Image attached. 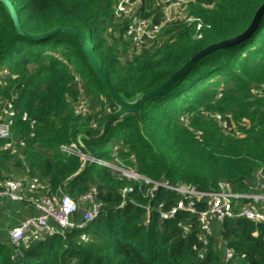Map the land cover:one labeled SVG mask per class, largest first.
I'll return each instance as SVG.
<instances>
[{
	"label": "trees",
	"instance_id": "16d2710c",
	"mask_svg": "<svg viewBox=\"0 0 264 264\" xmlns=\"http://www.w3.org/2000/svg\"><path fill=\"white\" fill-rule=\"evenodd\" d=\"M7 1L26 33L78 30L125 100L158 88L204 47L243 32L264 2L187 0L193 22L169 23L155 41L136 49L125 37V23L114 18L116 0ZM139 11L161 19L155 0H140ZM263 86L264 12L247 38L199 59L165 93L146 101L137 117L112 120L96 139L116 107L78 39L63 32L36 41L23 37L0 2V99L13 105L10 142L16 150H4L0 141V182L36 178L49 194L77 202L91 193L98 205L96 218L84 227L15 247L8 231L27 216L24 208L28 216L34 212L0 200V264H264V223L213 220L210 235L199 240L197 214L160 217L185 202L178 193L157 187L150 197L152 184L108 166H81L78 156L61 149L74 144L85 155L174 187L209 192L229 183L237 193H260L264 91L260 97L254 92ZM79 102L83 115L74 112ZM247 202L239 201L234 211ZM194 206L199 213L206 203ZM87 208L78 201L72 221L81 223Z\"/></svg>",
	"mask_w": 264,
	"mask_h": 264
},
{
	"label": "built area",
	"instance_id": "2783aa9c",
	"mask_svg": "<svg viewBox=\"0 0 264 264\" xmlns=\"http://www.w3.org/2000/svg\"><path fill=\"white\" fill-rule=\"evenodd\" d=\"M155 2L161 8V19L159 22H154L151 18L142 17L139 11L140 0H116L113 6L114 18L125 23V37L136 49H140L155 41L162 28L169 23L179 20L194 21L192 17H188L186 14L187 0H155ZM196 28L199 29V25ZM262 91H264V86L262 90L255 91L254 93L260 97ZM74 112L77 115L85 113V107L82 102H79ZM14 114L12 102L0 99V141L5 142L3 149H9L12 153L16 151L10 142V131ZM26 119L25 115L21 117L22 121ZM217 119H219L218 116ZM32 124L33 122H31ZM223 125L225 126V123ZM61 149L65 153L78 156L81 159V166L86 163H93L113 167L127 179L142 181L144 184H152L149 188L150 197L153 196V191L157 187L178 193L183 197L185 202L183 200L179 201L168 212H161L160 217L169 219L178 211L197 214L200 231L199 240H203L205 236L210 235V225L213 220L222 221L233 217H241L255 224L264 223V173L261 170L256 174L260 189L259 194L253 193V195H248L234 192L229 183H220L216 191L201 192L189 186L180 185L174 187L167 183L150 181L136 175L131 170L119 169L100 160L98 157L85 155L74 144L62 146ZM126 174H130V176ZM122 192L127 193L129 189L125 188ZM0 200L8 203L27 204L34 212L31 216H25L17 226L8 231L9 241L15 247L43 242L54 235L61 236L66 230L82 228L96 218L98 211V205L95 202L94 196L91 193L86 194L78 200L79 202L88 204L82 222L78 224L72 221L73 215L78 210V201H74L65 194H49L46 185L39 182L36 178L24 181L12 179L1 181ZM201 200L205 201L206 207L204 210L196 213L195 202ZM241 200H251V202L240 206L237 212L234 211L235 206ZM148 210L147 208V213ZM230 257L231 251L228 250L226 251V258L229 259Z\"/></svg>",
	"mask_w": 264,
	"mask_h": 264
},
{
	"label": "water",
	"instance_id": "95a60500",
	"mask_svg": "<svg viewBox=\"0 0 264 264\" xmlns=\"http://www.w3.org/2000/svg\"><path fill=\"white\" fill-rule=\"evenodd\" d=\"M0 2L3 3L5 5V7L7 8L9 17L12 21V25H13L15 31L17 32V34H19L23 37H26L28 39L36 41V40L46 39L49 36L54 35V34L59 33V32H63V33H66V34L73 36L76 39H78L86 61L88 62L89 66L91 67V69L93 70L95 75L100 80L104 90L106 91L108 96L111 98V100L113 101V103L116 107V109L104 121L100 135L97 136L96 139L100 138L101 136H103L105 134L107 126L109 125V123L112 120L118 119L125 114H132L135 117H137L142 105L146 101L152 100V99L162 95L163 93H165L199 59H201L205 55H208L209 53H212L214 51L226 49L232 45H235V44L241 42L245 38H247L248 35L255 28L256 23L258 22V20L260 19L261 15L264 12V2H263L255 10V12L252 16V19L250 21V24L248 25V27L243 32L239 33L238 35H236L232 38L225 39V40H222V41H219V42H216V43H213V44H210V45L204 47L203 49H201L200 51H198L197 53H195L194 55L189 57L181 65V67L178 68L171 76H169L158 88H156L150 92H147V93H142V94H140V95H138V96H136L130 100H125L112 88V86L110 85L106 75L104 74V72L102 71V69L100 68L98 63L96 62L88 43L84 39V36L78 30L73 29V28L63 27V26H57V27H55V28H53L47 32H44V33H39V34L26 33L20 27L18 20L16 18V15H15V12H14L13 8L11 7L10 3L7 0H0Z\"/></svg>",
	"mask_w": 264,
	"mask_h": 264
},
{
	"label": "rangeland",
	"instance_id": "374dc122",
	"mask_svg": "<svg viewBox=\"0 0 264 264\" xmlns=\"http://www.w3.org/2000/svg\"><path fill=\"white\" fill-rule=\"evenodd\" d=\"M113 168V167H112ZM125 172V171H124ZM122 174V173H121ZM127 176H130V174H126ZM245 194H248V195H253V193H251V194H249V193H245ZM256 194V193H255ZM257 194H259V193H257ZM258 196V195H257ZM248 202H251V200L250 201H248ZM22 212H24V214H27V216L29 215V210L27 209V208H24V211H22Z\"/></svg>",
	"mask_w": 264,
	"mask_h": 264
}]
</instances>
